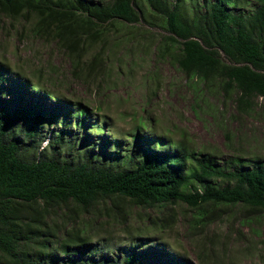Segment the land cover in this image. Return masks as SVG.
<instances>
[{
	"label": "trees",
	"instance_id": "1",
	"mask_svg": "<svg viewBox=\"0 0 264 264\" xmlns=\"http://www.w3.org/2000/svg\"><path fill=\"white\" fill-rule=\"evenodd\" d=\"M144 1L150 15L137 0H0V13L34 19L35 33L53 38L74 60L75 70L86 46L103 40L115 21L134 26L144 19L148 28L160 26L167 32L156 45V57L184 73L198 92L234 97L237 111L250 116L256 115L254 101L261 99L264 107V0L237 12L230 6H240L239 0H204L192 14L185 0ZM104 65L96 53L86 67L97 73ZM2 71L1 82L13 81ZM31 87L45 90L19 77L14 89L10 84L0 89V264H61L55 251L67 257L62 264H161L136 251L123 258L109 251L106 259L97 258L103 247L92 246L93 235L85 226L56 228L49 222L55 208L85 212L109 202L116 210L123 200L144 207L186 203L197 210L194 222L201 225L204 215H221L225 205L264 213V161L237 157L230 161L234 168L216 166L209 152L195 154L164 137H149L148 120L142 117L129 141L115 140L113 150H107L109 141L98 151L88 150L91 110L81 105L69 113L60 106L52 109L28 98ZM4 91L14 93L11 101ZM46 122L61 127L42 146L39 129ZM72 122L76 133L68 127ZM105 214L110 216L107 210ZM251 222L244 220L250 227ZM25 244L38 248L31 254L23 250ZM146 250L152 255L150 247Z\"/></svg>",
	"mask_w": 264,
	"mask_h": 264
},
{
	"label": "rangeland",
	"instance_id": "2",
	"mask_svg": "<svg viewBox=\"0 0 264 264\" xmlns=\"http://www.w3.org/2000/svg\"><path fill=\"white\" fill-rule=\"evenodd\" d=\"M203 1L185 0L184 4L192 14ZM137 2L144 14L152 13L144 0ZM239 3L240 6L230 8L236 12L246 10L254 7L255 0ZM114 23L103 40L86 46L80 69L75 70L74 60L53 38L35 33L34 19H11L0 13V73L4 70L13 76L11 82L0 80V89L9 84L14 89L18 77L27 78L32 85L49 91L43 96L45 90L28 88L25 94L30 100L46 102L52 109L60 106L64 113L77 105L90 109L88 122L94 127L88 134V150H100L105 141L111 145L107 150H113L115 140L129 141L142 117L148 120L149 137H164L195 154L209 152L216 157V166L234 168L236 164L230 161L237 157L249 162L264 161L261 99L254 101L256 115L250 116L237 111L234 97L226 99L221 93L213 95L204 88L198 92L199 88L184 73L167 59L156 57L160 36L167 34L160 26L148 28L144 19L134 26L123 21ZM96 53L105 63L97 73L86 67ZM3 97L11 101L14 93L4 91ZM67 102L73 105L68 106ZM60 127V123L46 122L39 129L38 142L45 146L51 133ZM68 127L77 132L74 122ZM94 142L99 146H93ZM219 212L221 215H204L201 225L194 222L197 210L186 203L144 207L123 200L116 210L109 207V202H101L85 212L55 208L48 218L56 228L85 226L93 235L92 246L103 247L96 253L99 259H106L109 251L120 258L136 251L142 252L144 260L161 264H264V213L240 205H225ZM247 217L252 219L251 227L244 223ZM22 247L31 254L38 248L37 244ZM147 247L153 255L148 256ZM55 252L52 255L62 264L67 257ZM44 264L50 263L45 260Z\"/></svg>",
	"mask_w": 264,
	"mask_h": 264
},
{
	"label": "clouds",
	"instance_id": "3",
	"mask_svg": "<svg viewBox=\"0 0 264 264\" xmlns=\"http://www.w3.org/2000/svg\"><path fill=\"white\" fill-rule=\"evenodd\" d=\"M142 247H143V246H142ZM142 247H141V248H142ZM151 252H152V255H153V251H151Z\"/></svg>",
	"mask_w": 264,
	"mask_h": 264
}]
</instances>
